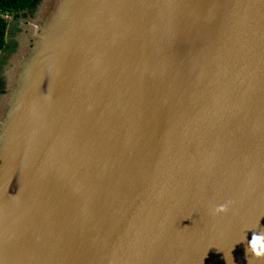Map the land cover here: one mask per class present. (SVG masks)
<instances>
[{
    "label": "water",
    "instance_id": "95a60500",
    "mask_svg": "<svg viewBox=\"0 0 264 264\" xmlns=\"http://www.w3.org/2000/svg\"><path fill=\"white\" fill-rule=\"evenodd\" d=\"M35 23L0 264H264V0H40L10 59Z\"/></svg>",
    "mask_w": 264,
    "mask_h": 264
},
{
    "label": "bare ground",
    "instance_id": "6f19581e",
    "mask_svg": "<svg viewBox=\"0 0 264 264\" xmlns=\"http://www.w3.org/2000/svg\"><path fill=\"white\" fill-rule=\"evenodd\" d=\"M39 36L37 23L30 25L29 34L19 37L21 45L19 54L9 60L3 71L7 94L0 97V153L7 138L8 126L17 111L19 98L28 84V78L38 64L35 54H30L31 51L27 49L28 41L37 40ZM27 75L29 77H26ZM41 94L40 91L38 95L41 96Z\"/></svg>",
    "mask_w": 264,
    "mask_h": 264
},
{
    "label": "trees",
    "instance_id": "16d2710c",
    "mask_svg": "<svg viewBox=\"0 0 264 264\" xmlns=\"http://www.w3.org/2000/svg\"><path fill=\"white\" fill-rule=\"evenodd\" d=\"M40 0H0V52L5 47L6 31L8 28L7 16L32 14ZM0 81V94L1 92Z\"/></svg>",
    "mask_w": 264,
    "mask_h": 264
},
{
    "label": "rangeland",
    "instance_id": "374dc122",
    "mask_svg": "<svg viewBox=\"0 0 264 264\" xmlns=\"http://www.w3.org/2000/svg\"><path fill=\"white\" fill-rule=\"evenodd\" d=\"M8 28L6 31L7 42L4 49L0 53V81L4 87L3 71L7 67L11 55L17 48V38L22 33V25L25 24L26 16L20 14L19 16H7ZM2 90V88H1Z\"/></svg>",
    "mask_w": 264,
    "mask_h": 264
},
{
    "label": "clouds",
    "instance_id": "9594fccd",
    "mask_svg": "<svg viewBox=\"0 0 264 264\" xmlns=\"http://www.w3.org/2000/svg\"><path fill=\"white\" fill-rule=\"evenodd\" d=\"M228 204H221L212 209L214 214L225 213L228 211ZM251 231V239H247V232ZM246 243L245 254L246 256L251 253L256 258L264 257V231H257L247 229L245 232L244 240L240 243Z\"/></svg>",
    "mask_w": 264,
    "mask_h": 264
},
{
    "label": "flooded vegetation",
    "instance_id": "af4514ba",
    "mask_svg": "<svg viewBox=\"0 0 264 264\" xmlns=\"http://www.w3.org/2000/svg\"><path fill=\"white\" fill-rule=\"evenodd\" d=\"M29 14H27V13H25V14H23V16H28ZM31 15V14H30ZM1 88H2V91L1 92H3V86H2V84H1Z\"/></svg>",
    "mask_w": 264,
    "mask_h": 264
}]
</instances>
